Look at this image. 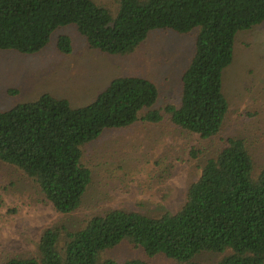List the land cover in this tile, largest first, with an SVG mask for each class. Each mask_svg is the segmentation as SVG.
<instances>
[{
    "label": "trees",
    "instance_id": "16d2710c",
    "mask_svg": "<svg viewBox=\"0 0 264 264\" xmlns=\"http://www.w3.org/2000/svg\"><path fill=\"white\" fill-rule=\"evenodd\" d=\"M263 22L264 0H0V51L39 53L69 25L91 49L112 55L134 52L159 29L192 34L195 46L177 103L153 108L157 84L118 76L86 107L44 94L0 112V164L13 169L12 183L22 179L70 215L93 179L85 148L104 130L179 127L205 146L190 151L196 173L178 210L113 208L78 229L59 223L41 234L35 254L4 264H264V163L249 137L258 130L244 136L227 128L223 90L238 32ZM72 42L69 34L57 39L65 53Z\"/></svg>",
    "mask_w": 264,
    "mask_h": 264
},
{
    "label": "rangeland",
    "instance_id": "374dc122",
    "mask_svg": "<svg viewBox=\"0 0 264 264\" xmlns=\"http://www.w3.org/2000/svg\"><path fill=\"white\" fill-rule=\"evenodd\" d=\"M62 34L72 36L69 53L58 48ZM194 47L192 34L159 29L134 52L112 55L91 49L73 25L62 27L39 53L0 51V112L44 94L67 100L73 108L86 107L118 76L142 77L157 84L160 96L153 108L177 103ZM233 54L223 74V90L230 102L227 128L244 136L257 129L249 137L264 163V22L238 32ZM202 144L198 135L179 127L138 122L104 130L85 148L93 179L82 206L70 215L43 202L41 194L22 179L12 183L13 169L0 164V264L13 256L35 254L41 234L59 223L78 229L89 217L113 208L150 215L178 210L196 173L190 151ZM205 258L216 260L217 255ZM162 259L154 264L169 263Z\"/></svg>",
    "mask_w": 264,
    "mask_h": 264
}]
</instances>
